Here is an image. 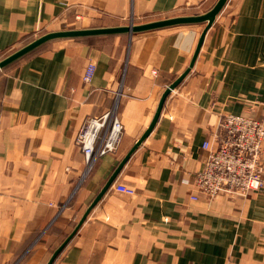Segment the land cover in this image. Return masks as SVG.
I'll return each mask as SVG.
<instances>
[{
    "label": "crops",
    "instance_id": "0c3cea01",
    "mask_svg": "<svg viewBox=\"0 0 264 264\" xmlns=\"http://www.w3.org/2000/svg\"><path fill=\"white\" fill-rule=\"evenodd\" d=\"M217 1L0 0V61L40 31L201 15ZM203 29L56 41L0 72V264H47L150 126ZM90 60L96 72L86 84ZM114 108L117 150L85 176L78 133ZM222 114L264 123V0L228 2L113 184L135 196L112 186L54 264H264V187L191 199Z\"/></svg>",
    "mask_w": 264,
    "mask_h": 264
},
{
    "label": "built area",
    "instance_id": "2783aa9c",
    "mask_svg": "<svg viewBox=\"0 0 264 264\" xmlns=\"http://www.w3.org/2000/svg\"><path fill=\"white\" fill-rule=\"evenodd\" d=\"M95 72L96 64L90 60L84 83H91ZM122 133L115 108L86 121L76 139L87 165L85 176L101 157L115 153ZM203 148L207 157L194 174L197 194L191 196L193 201L200 196L213 199L222 194L245 197L264 187V123L261 121L248 115L222 114L213 141H206ZM113 189L128 196L136 194L134 188L123 184H115Z\"/></svg>",
    "mask_w": 264,
    "mask_h": 264
},
{
    "label": "water",
    "instance_id": "95a60500",
    "mask_svg": "<svg viewBox=\"0 0 264 264\" xmlns=\"http://www.w3.org/2000/svg\"><path fill=\"white\" fill-rule=\"evenodd\" d=\"M230 0H218L215 6L208 11L207 13L201 15H192V16H181L174 17L169 19H163L158 21H153L145 24H134L131 23L129 25L124 26H116V27H101V28H79V29H68V30H59L52 31L47 34H44L40 37H37L34 41L22 47L21 49L15 51L10 54L8 57L0 61V72L3 71L8 66L32 53L33 51L39 49L40 47L47 45L52 42L62 41V40H77V39H86L92 37H104V36H118V35H128L129 37L135 34H141L146 32L158 31L168 28L180 27V26H189V25H204V29L200 35L198 40L194 55L191 59L189 67L182 73L176 81H174L171 85L167 87L165 92L163 93L159 105L157 107L156 113L153 117V120L146 130V132L142 135V137L135 143L132 149L128 152V154L123 158L118 167L115 169L111 177L108 179L107 183L104 185L100 193L94 199V201L90 204L88 209L85 211L84 215L76 225L73 232L64 240V242L53 252L47 264H54L61 253L65 250V248L69 245L72 239L76 236V234L81 229L84 222L87 220L91 211L96 207V205L102 200L104 195L108 192V190L113 186L120 173L123 171L126 164L129 162L133 154L142 146L145 140L150 136L155 126L157 125L160 116L162 114L164 105L166 103L169 95L174 91L177 87H179L184 79L189 75V73L194 68L196 61L199 57V54L202 50L204 41L206 39L207 33L212 28L214 23L216 22L218 16L225 9L228 2Z\"/></svg>",
    "mask_w": 264,
    "mask_h": 264
},
{
    "label": "trees",
    "instance_id": "16d2710c",
    "mask_svg": "<svg viewBox=\"0 0 264 264\" xmlns=\"http://www.w3.org/2000/svg\"><path fill=\"white\" fill-rule=\"evenodd\" d=\"M84 28H100V27L85 26ZM69 29H75V28H69ZM76 29H79V28H76ZM62 30H68V29H62ZM47 33H49V32H47V31H40V33L37 35V37H40V36H42V35H44V34H47ZM34 40H35V39L32 38L30 42H32V41H34ZM48 45H49V44L40 47L39 49L33 51L32 53L28 54V55L25 56V57H28V56L34 55V54H36V53H39V52L45 50V49L48 47ZM10 54H11V52H4V53H2V56L4 57L3 59H5L6 57H8ZM25 57H23V58H25ZM23 58H22V59H23ZM20 60H21V59H20ZM20 60H18V61H20ZM18 61H17V62H18ZM15 63H16V62H15ZM13 64H14V63H13ZM13 64H12V65H13ZM12 65L8 66V67L5 68L4 70L8 69V68L11 67ZM74 228H75V227H74Z\"/></svg>",
    "mask_w": 264,
    "mask_h": 264
}]
</instances>
